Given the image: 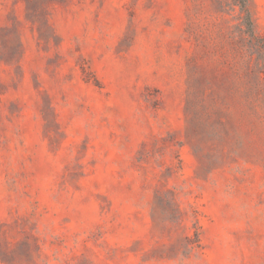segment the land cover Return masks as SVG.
Returning <instances> with one entry per match:
<instances>
[{
  "label": "rangeland",
  "instance_id": "1",
  "mask_svg": "<svg viewBox=\"0 0 264 264\" xmlns=\"http://www.w3.org/2000/svg\"><path fill=\"white\" fill-rule=\"evenodd\" d=\"M0 264H264V0H0Z\"/></svg>",
  "mask_w": 264,
  "mask_h": 264
}]
</instances>
